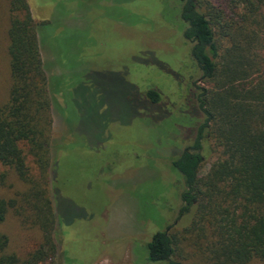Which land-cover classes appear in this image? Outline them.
<instances>
[{"label": "rangeland", "instance_id": "1", "mask_svg": "<svg viewBox=\"0 0 264 264\" xmlns=\"http://www.w3.org/2000/svg\"><path fill=\"white\" fill-rule=\"evenodd\" d=\"M26 1L38 25L52 100L50 157L61 230L54 234L51 264H148L147 242L168 226L179 238L178 261L211 264L205 239L191 219L179 216L181 188L171 169V159L190 144L182 4ZM8 7L9 0H0V104L11 83ZM149 89L160 93L159 105L146 103ZM27 165L36 174L30 158ZM4 171L0 197L17 201L0 223L8 238L4 253L22 261L39 246L42 232L22 200L28 185Z\"/></svg>", "mask_w": 264, "mask_h": 264}, {"label": "trees", "instance_id": "2", "mask_svg": "<svg viewBox=\"0 0 264 264\" xmlns=\"http://www.w3.org/2000/svg\"><path fill=\"white\" fill-rule=\"evenodd\" d=\"M176 1L182 4L179 32L190 59L185 86L190 144L171 159L181 188L179 216L191 219L205 239L211 264L264 263V0H221L217 6L209 0ZM8 8L11 83L0 104V186L4 170L28 185L22 200L42 241L20 261L4 253L8 238L0 232V264H51L54 234L61 230L50 157L52 100L28 3L9 0ZM145 98L150 106L161 101L155 89ZM16 204L0 197V223ZM178 246L172 226L159 230L146 244V262L182 264ZM64 255L68 263L65 247Z\"/></svg>", "mask_w": 264, "mask_h": 264}]
</instances>
